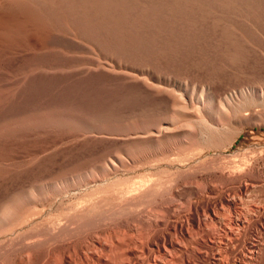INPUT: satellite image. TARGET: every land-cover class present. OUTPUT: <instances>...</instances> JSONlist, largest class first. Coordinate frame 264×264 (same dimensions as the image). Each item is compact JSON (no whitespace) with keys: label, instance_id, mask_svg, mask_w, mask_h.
<instances>
[{"label":"bare ground","instance_id":"obj_1","mask_svg":"<svg viewBox=\"0 0 264 264\" xmlns=\"http://www.w3.org/2000/svg\"><path fill=\"white\" fill-rule=\"evenodd\" d=\"M76 50L96 55L107 51L140 61L179 51L201 60L212 53L229 59L260 54L264 0H0L2 133L7 132L9 100L32 89L39 78L51 86L57 73L71 77L70 54ZM10 66L16 67L14 73ZM84 66L82 74L124 69L121 77L140 102L123 110L133 118V129L123 134L127 139L175 136L181 143L194 136L214 145L210 113L225 112L253 90L239 86L218 97L209 78L192 87L164 85L145 69L125 68L113 59H94ZM186 74L200 76L190 70ZM14 112L28 117L48 113L36 108ZM125 159L118 155L110 162ZM260 160L243 154L211 165L203 162L202 150L189 149L171 158L168 166L175 171L165 185L146 174L123 182L96 175L87 189L98 188L102 195L82 196L56 218L37 221L29 216L14 223L5 232L7 243L0 244V264H264V206L248 207L237 199L258 178L264 187V166H251ZM178 194L205 197L201 203L189 201L185 224L170 220L173 204L165 200ZM157 198L162 213L136 209ZM105 200L108 210L101 209ZM216 200L231 210H216ZM14 216L13 208L4 210L0 224Z\"/></svg>","mask_w":264,"mask_h":264},{"label":"rangeland","instance_id":"obj_2","mask_svg":"<svg viewBox=\"0 0 264 264\" xmlns=\"http://www.w3.org/2000/svg\"><path fill=\"white\" fill-rule=\"evenodd\" d=\"M70 55L74 64L71 77L57 73L51 86L39 78L34 89L27 88V92L9 100L7 132L0 130V214L13 208L16 216L0 224L1 245L7 243L5 232L25 217H35L37 221L56 218L80 197L102 195L98 188L87 189L89 180L96 175H107L112 178L111 182H123L146 174L165 185L175 171L168 166L171 158L189 149L202 150L206 164L229 162L246 154L261 159L252 167L264 166V51L237 55L232 59L212 53L208 60L185 51L151 54L152 57L145 61L118 57L107 51L96 55L76 50ZM55 58L63 59L61 55ZM106 58L125 68L145 69L164 85L186 83L192 87L193 83H202L209 78L218 97L239 86H250L253 90L236 98L235 104L225 112L213 110L210 113L216 127L212 132L216 138L214 145L194 136L186 137L181 143L175 136L127 139L123 134L133 129H129L133 118L132 113L126 114L123 110L139 106L140 102L133 87L121 77L124 69L118 73L104 70L81 73L85 63ZM41 59L38 57L37 60ZM15 69L9 68L11 73ZM187 70L200 76H188ZM195 95L197 93L193 97ZM32 108L48 113L33 117L14 115V111ZM138 125L145 126L144 123ZM118 155L126 159L115 161L113 165L110 158ZM251 184L254 187L242 191L237 199L248 207L264 206L262 178ZM165 200L166 204H173L170 220H182L185 224L189 201L201 203L205 197L189 199L178 194L166 195ZM160 201L161 198L148 199L136 209L162 213L156 207ZM101 204L102 210L110 208L108 200ZM215 209L226 212L231 207L216 200Z\"/></svg>","mask_w":264,"mask_h":264}]
</instances>
